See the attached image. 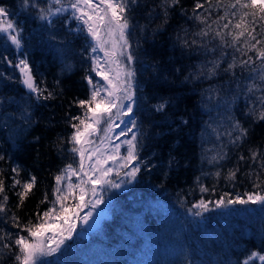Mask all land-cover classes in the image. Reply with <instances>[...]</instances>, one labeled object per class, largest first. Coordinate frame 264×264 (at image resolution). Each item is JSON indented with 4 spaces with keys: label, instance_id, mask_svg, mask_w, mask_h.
Instances as JSON below:
<instances>
[{
    "label": "trees",
    "instance_id": "obj_1",
    "mask_svg": "<svg viewBox=\"0 0 264 264\" xmlns=\"http://www.w3.org/2000/svg\"><path fill=\"white\" fill-rule=\"evenodd\" d=\"M195 2L180 0L163 25L161 0L130 4L127 50L134 57L133 118L139 136L140 171L116 190L99 224L80 233L78 228L60 251L43 258L41 264H240L252 251L264 254V205L217 207L215 203L237 195L247 199L245 193L264 195V185L255 188L254 176L246 175L260 172L259 164L238 161L241 154L250 155L249 149L264 152V121L253 122L243 114L248 85L261 83L259 69L253 72L237 66L234 75L223 71L234 55L237 63L247 57L230 47L222 48L212 32L207 37L196 35L204 24L189 18ZM227 2L211 10L212 20L228 11L234 24L241 11H250H237L239 6L230 10ZM38 3L47 7L46 0ZM0 6L23 29L24 46L19 51L0 36V155L5 157L0 160V170L11 209L7 215L0 214V233L16 234L12 212L22 223L35 222L37 212L51 207L40 201L45 193L49 200L54 199V177L68 164L77 166L78 156L68 142L74 131L69 120L83 113L74 101L88 98L90 86L85 77L95 80L91 71L94 42L85 31H77L78 23L70 13L54 17L48 25L37 18V9L24 7L22 0H0ZM230 11H237V17L232 18ZM224 23L227 20L212 28L219 31ZM259 28L258 24L257 31ZM193 40L197 43L192 44ZM261 47L264 44L257 45ZM248 55L254 56V51ZM5 56L13 64L26 56L37 82L54 98L37 100L30 94L20 82L19 70ZM217 59L221 63L215 76L199 75L202 66L210 68ZM162 98L171 103L164 112H157L153 106ZM235 120L249 130L239 147L230 143L228 135H236L232 130ZM224 153L226 158L219 159ZM16 166L21 180L36 177V185L20 209H16L18 198L9 187L11 169ZM235 167H239L236 179L227 180L229 169ZM217 171L219 177L214 175ZM200 185L209 191L202 193ZM202 199L211 202L208 210L193 208ZM195 211L201 215H194ZM0 264H16L12 253L2 247Z\"/></svg>",
    "mask_w": 264,
    "mask_h": 264
},
{
    "label": "snow or ice",
    "instance_id": "obj_2",
    "mask_svg": "<svg viewBox=\"0 0 264 264\" xmlns=\"http://www.w3.org/2000/svg\"><path fill=\"white\" fill-rule=\"evenodd\" d=\"M46 2L47 7H41L38 0H22L24 7L37 9V18L48 25L53 23L54 17L70 13V18L78 23L77 31H85L94 42L91 52L95 53L97 48L104 51L105 56L108 57L106 63L115 65V68L103 69L100 67L99 58H92L91 71L95 72L105 83L100 84L95 82L91 76H86L85 80L90 86L88 98L74 101L83 110V113L70 118L69 124L74 131L68 137V142L73 144L71 151L79 157V161L76 167L72 164L66 165L54 177L55 185L52 190L54 199L49 200L48 194L45 193L43 200L40 201V203H50L51 207L42 213L37 212L35 222L29 220L27 223H22L15 212H12L10 217L12 226L18 229V232L16 234L0 233V247L12 253L16 264H41L43 258L60 251L61 246L72 239V234L76 231L77 221L81 219L80 209L87 207L90 203L94 206L103 203L102 198H97L95 201L86 199L88 194L91 193L95 197L97 188L103 186L119 189L121 184L112 178L114 172L117 177L123 173L125 177L129 178L124 182H130L140 171L139 136L134 131L137 121L133 118L135 92L132 82L135 72L128 66L134 57L130 52H124L125 48L130 47L128 40L131 27L128 16L129 6L135 4L136 0H46ZM179 4L180 0H161L162 25L168 22L169 10ZM223 6L224 0H215V4H213V0H204L203 3L201 0H196L192 16L189 18L204 24V27L196 35L207 37L212 32L214 39L217 37L220 39L222 48L230 47L234 52L247 57L237 63V57L234 55L232 62L223 69L224 72H232L237 66L249 67L253 72L259 69L257 79L261 83L253 82L248 85L243 114L253 122L264 121V47L257 48V45L264 44V0H228L227 8L230 10L237 9V6H239L237 11L250 9V11H241L234 24L232 19H229L228 11L223 16H217L215 20L211 19V10ZM201 9L203 12L198 11ZM237 11H230V16L236 18ZM205 12L209 15L205 16ZM223 20H227V23H224L219 31L212 28L213 24H217L219 27V21ZM258 24L259 31H257ZM224 29H228V31L225 33ZM233 30L239 31L234 32ZM22 32L23 29L11 19L8 10L4 6H0V36L10 42L18 51L24 46ZM105 36L109 39L116 37L112 41L111 51L105 47L108 43L104 39ZM241 41L243 42L241 43ZM184 43L187 46L188 42ZM191 43L196 44L197 41L193 40ZM117 44H119V52L116 51ZM253 51L254 56L248 55V52ZM223 55L222 51L221 56ZM121 56L125 57L127 63L120 60ZM3 59L19 70L20 82L30 94L35 95L37 100L54 98L51 91L41 87V83L37 82L26 56L18 59L14 64L6 56ZM211 63L212 67L210 68L202 66L200 76H204L206 73V78L210 79L217 74L221 63L220 59ZM232 74L235 73L232 72ZM170 103V100L162 98L153 107L157 112H164ZM117 119H121V123H115ZM73 121H78V123ZM183 123H187V121H183ZM121 124L129 125V127L122 128ZM116 128H120V131L115 134L117 140L121 137H128L131 133L130 138L122 141V144L126 146L123 153L120 151L122 144L113 143V137L109 135L114 133ZM232 130L236 135L232 137V132L228 133L230 143L239 147L246 140L249 130L243 127L239 120L232 123ZM93 135H96L99 144L91 139ZM105 142L110 147L104 148ZM249 153L248 157L241 154L238 161L251 160L253 163L259 164L260 172L246 173L250 178L254 176L253 186L259 189L261 185H264V179H261V173H264V152L249 149ZM226 155V153L220 155L219 159L226 158ZM4 159L5 157L0 155V160ZM85 159L89 161L87 170H85ZM212 159L218 162L217 157ZM238 171L239 167L229 169L225 178L230 181L235 180ZM11 172L13 175L10 177L9 187L14 190V195L18 198L15 207L20 209L36 185V177L32 175L26 180H21L19 166L13 167ZM214 175L219 177L221 173L217 171ZM72 177H76L77 182H73ZM197 182H199V178H197ZM17 188L19 190L15 191ZM200 191L206 193L209 189L200 185ZM245 195L247 199L237 195L234 199L222 197L215 203L217 207L249 203L264 205V195L259 193H245ZM69 200L74 203L68 204ZM8 202L5 177L3 170H0V214L7 215L11 211L8 208ZM210 203V201L202 199L194 204L193 208L208 210ZM193 214L199 216L201 212L195 211ZM91 216L92 213L89 212L88 216L84 218V222L87 223ZM21 233H26V235ZM255 261L264 264V254L252 251L240 261V264H254Z\"/></svg>",
    "mask_w": 264,
    "mask_h": 264
},
{
    "label": "rangeland",
    "instance_id": "obj_3",
    "mask_svg": "<svg viewBox=\"0 0 264 264\" xmlns=\"http://www.w3.org/2000/svg\"><path fill=\"white\" fill-rule=\"evenodd\" d=\"M104 39L108 41V43L105 46L106 49L108 51H111L112 50V46H110V43L112 45V41L115 40L116 37L114 36L111 39H109L107 36H105ZM116 51L117 52L120 51L119 44H117ZM124 52L128 53L127 48L124 49ZM93 55H94L93 57L99 58L100 67L101 68H103V69H106L108 67L115 68V65H109L108 63H106V61L108 60V57H106L105 56V52L101 51L99 48H97V51L95 53H93ZM120 60L123 61L124 63H127L125 57H123V56L120 57ZM128 66L133 70V67H132L131 63ZM94 81L95 82H99L100 84H104L105 83L99 76L96 75V73H95V80ZM124 102L127 103V101H124ZM121 119H126V118H121ZM121 119L115 120V123H121ZM121 127L122 128H126V127H129V125L121 124ZM119 131H120V128H116L114 133H110L109 134L110 136L113 137V143L122 144V141L124 139H128V138L131 137V133H130L128 137H121L119 140H117V139H115V134L118 133ZM134 131L137 133V129L136 128L134 129ZM101 135H102V133H101ZM91 139L93 141H95L96 144H99V141L97 140L96 135H93L91 137ZM77 147H79V146H77ZM103 147L104 148H108V147H110V145H108L107 142H105ZM125 148H126V146L122 144V147L120 149L121 153L124 152ZM78 161H79V157H78ZM84 164H85V170H87V165L89 164V161L87 159H85L84 160ZM77 165H78V163H77ZM112 166L115 167V165H112ZM112 178L115 179V181L117 183L121 184V187L119 189H121L122 187L125 186L126 182H124V181L129 180L128 177L125 178L123 173H121V175L119 177H117L115 175V172L112 174ZM73 181L77 182V179L74 178ZM116 190H117L116 188L103 186V187L97 188V195L95 197L92 196L91 193L88 194L86 199H88L90 201H95L97 198H102L103 199V203L99 204L98 206H94V204L90 203L87 207H84V208L80 209V217H81V219L79 221H77V228H76V230L79 228V233L82 232V231L85 232L88 229L94 228L95 225L100 223V221H101L100 219L105 216L104 213L108 212L110 199H112L111 197L114 195V193H116ZM72 203H74V201L69 200V204H72ZM89 212L92 213V216H91V218H88V222L85 223L84 222V218H86L88 216ZM73 234H75V232ZM67 242L68 241H66L65 244ZM64 245H62V246H64Z\"/></svg>",
    "mask_w": 264,
    "mask_h": 264
}]
</instances>
